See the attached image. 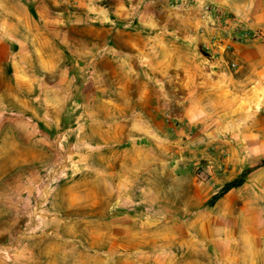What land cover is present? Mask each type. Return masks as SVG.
I'll list each match as a JSON object with an SVG mask.
<instances>
[{"label": "crops", "instance_id": "obj_1", "mask_svg": "<svg viewBox=\"0 0 264 264\" xmlns=\"http://www.w3.org/2000/svg\"><path fill=\"white\" fill-rule=\"evenodd\" d=\"M7 1L22 48L34 45L38 71L57 76L15 81L8 102L28 99L17 86L33 88L38 110L24 100L26 114L43 124L64 113L55 127L77 131L89 165L98 161L106 173L79 182L82 200L110 181L129 197L137 182L142 203H159L104 233L111 245L102 264H264V41L219 51L238 69L207 65L198 46L222 29L202 15L201 2L183 9L181 0ZM200 1L264 31V0ZM14 55L13 69L31 71L28 51ZM201 162L210 179L193 207L189 175Z\"/></svg>", "mask_w": 264, "mask_h": 264}, {"label": "rangeland", "instance_id": "obj_2", "mask_svg": "<svg viewBox=\"0 0 264 264\" xmlns=\"http://www.w3.org/2000/svg\"><path fill=\"white\" fill-rule=\"evenodd\" d=\"M13 14L17 11L9 7V2L0 0V264H102L106 259L104 252L111 245L106 242L108 246H104V233L120 225L121 217L124 216L123 223L125 219L128 223L135 222L136 214L141 210L156 207L159 203L151 200L142 203L139 196L143 194V185L137 182L129 185L133 192L129 197H126L125 188L120 191L119 185L110 181L81 199L79 182L106 173L102 172L103 167L96 169L93 166L98 161L92 160L89 165L84 141L74 138L77 131H68L70 128L65 126L59 130L55 127L56 122H66L64 113L57 119L45 120L52 125L49 128L44 126L45 122L42 124L24 112V100L29 101L26 105L28 111L35 113L38 110V104L30 102V96L35 93L33 88H15L17 93L24 91L27 94L28 99L22 98V103L16 100L14 105L7 100V94H15L11 91L15 81H52L57 77L55 73L46 76L38 71L31 52L34 45L29 42L22 48L25 41L12 30L9 18ZM193 34L204 36L202 29L193 31ZM205 36L211 39L199 44L201 59L207 65L226 63L234 69L240 65L235 60L227 63L221 53L234 51V43L251 45L263 42H241L221 37L214 40L216 35L208 33ZM226 41L229 43L223 49L221 46ZM23 51H28L33 58L31 71L30 67H11L14 53L19 55ZM22 55L19 59L24 58ZM72 143L76 146L73 147ZM203 163L193 164L189 175L193 207L200 205L198 190L202 189L200 183L205 182L199 180L197 174L203 171L210 176ZM179 185L183 187V183ZM125 214H128L127 218ZM112 251L118 254L115 247Z\"/></svg>", "mask_w": 264, "mask_h": 264}, {"label": "built area", "instance_id": "obj_3", "mask_svg": "<svg viewBox=\"0 0 264 264\" xmlns=\"http://www.w3.org/2000/svg\"><path fill=\"white\" fill-rule=\"evenodd\" d=\"M76 3L77 0H74L73 4L75 5ZM194 3H200L202 15L209 19L214 18L218 23L220 29H222L221 30L222 34L221 35L218 34L214 36V40H217L219 37H221V39H233V40H239L241 42H246L249 40L264 41L263 31L256 30L252 32L238 21L225 18V13L223 12V10L213 5L212 3H209L207 1H200V0H181L178 6H180L183 9H191ZM215 43L218 42L215 41ZM197 178L201 181H205L206 175L202 171L197 174Z\"/></svg>", "mask_w": 264, "mask_h": 264}, {"label": "bare ground", "instance_id": "obj_4", "mask_svg": "<svg viewBox=\"0 0 264 264\" xmlns=\"http://www.w3.org/2000/svg\"><path fill=\"white\" fill-rule=\"evenodd\" d=\"M83 88V87H82ZM21 109V108H20ZM81 191V190H80ZM86 192V191H85ZM92 192V191H91ZM84 193V192H83Z\"/></svg>", "mask_w": 264, "mask_h": 264}]
</instances>
